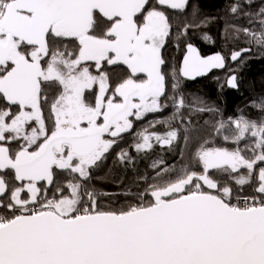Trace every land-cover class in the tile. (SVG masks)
Returning a JSON list of instances; mask_svg holds the SVG:
<instances>
[{"label":"snow or ice","instance_id":"6c2138e0","mask_svg":"<svg viewBox=\"0 0 264 264\" xmlns=\"http://www.w3.org/2000/svg\"><path fill=\"white\" fill-rule=\"evenodd\" d=\"M252 2L230 6L250 25L233 26L249 44L232 53L233 61L252 46L264 49V6L245 11ZM186 4L0 0V173L10 171L19 182L10 185L0 175V196H8L0 200V264H264V167L256 170L264 162V119L241 114L217 121L213 133L234 149L196 139L191 113L209 109L175 95V70L171 120L183 126V138L192 145L187 162L184 149L177 166L153 162V182L142 178L146 186L119 209L101 208L87 184L92 169L132 128L130 117L167 107L161 104L167 84L162 48L172 26L161 9L182 11ZM105 63L126 66L114 89L102 70ZM223 66L219 53L203 57L188 43L178 72L194 79ZM228 84L236 87V77ZM254 106L264 112V99ZM180 134V127L163 135L142 131L135 149H151L153 137L170 146ZM246 138L251 144L241 149ZM117 155L132 162L127 151ZM55 170L74 176L50 197ZM252 184V194L243 195Z\"/></svg>","mask_w":264,"mask_h":264},{"label":"rangeland","instance_id":"374dc122","mask_svg":"<svg viewBox=\"0 0 264 264\" xmlns=\"http://www.w3.org/2000/svg\"><path fill=\"white\" fill-rule=\"evenodd\" d=\"M237 2V0H235V3ZM242 2V0H241ZM264 6V0H253L251 7L248 8V6H245V11H256L258 10L260 7ZM170 17L173 19H177L178 17L180 19L179 22H181V27L183 28V26L185 24H189L191 25L190 28H197L203 24H205L207 22V20H209L211 18H209L208 15H206L204 12L200 11L197 7V3L196 0H188L187 5H186V9L179 11L177 14L173 13L170 15ZM184 40V44L186 42H189L185 35H182V39L181 41ZM191 42V41H190ZM242 49L244 48H248L249 44L248 42H242ZM174 49L172 50V52L169 54L168 52L162 50V58L165 60V64L163 65V71L167 77V84H166V94L165 96L162 98L161 100V104H167V107L163 108V110L156 112V113H146L141 119H136L134 116L130 117V120L132 121V128L129 129L127 132L122 133L121 136L118 138L117 143L109 150L108 153L105 154V157L102 161V163L97 166L94 167L91 171V178L87 181V184L90 188L94 189L96 191V193L98 194V201H99V206L103 209H119L122 206L127 205L128 203L133 202L134 199V194L138 191V190H143V188L146 186L144 183V179H147L148 183H152V179L151 177L154 175V172L151 168V165L153 164V162L155 161H164V164L166 166L172 167V166H177L181 163V149L185 150L186 147V142L183 138V126L182 125H178L175 121H172V114L174 112V108L172 106L173 101L171 99H169L170 97H172L174 95L173 89H172V84H173V76L172 73L175 70L176 72V77H177V82L179 84V92L175 93V95H183L184 99H185V103L186 105L188 104H192L194 99L199 100L202 102V104L200 106H202L205 109H209V111H205V112H193L191 113V123H190V127H192L193 129L197 130V126H204L206 127L209 132H208V136L206 137L207 139H210L212 141V146H218V147H227L229 149H234L236 147L235 144L233 143H226L222 137H217L215 135V133H213V125L217 122V121H227L229 118H226L223 116L222 114V109L220 108L219 105L217 104H208L206 102H204L203 100H201L199 97L197 96H193L191 98L186 97L183 89L184 87V81L182 80L181 76H179V72H178V68L177 65L179 67V62L181 61V56L183 54V49L180 51V46L179 44H176L175 47H173ZM259 48L252 46L251 47V51H247V52H243L241 57H239L236 61H233L231 59V55L234 52V49L230 50L227 54V61L228 64L230 66V64L232 66H236V64L239 63L243 60V56L244 54L246 56H254L255 54H257V50ZM230 53V55H229ZM110 67V70H109ZM113 66H109L106 63L102 66V70L108 74L109 76V82L111 87L114 89L115 85L120 82V80L126 75L124 74L126 71H122L119 68L115 69L116 71L114 73L111 72V70H113ZM92 71L95 73V67L94 65L92 66ZM231 72V71H230ZM229 73H224L223 75L217 74L216 76L211 75V81H214L218 84V86H221L225 83L226 78L230 75ZM118 74V75H117ZM112 93L109 92L108 95H111ZM89 99H92V96L89 95ZM260 101H258L257 103H259ZM4 104L0 103V107H3ZM185 114V116L189 115V110L186 107L185 109L182 110ZM246 112V111H245ZM247 114H249L248 112H246ZM243 114L242 112L239 113V115ZM237 115V116H239ZM244 115V114H243ZM44 116L46 119V122L48 123V126L51 127V120L48 119V109H47V105H45L44 108ZM236 116V117H237ZM246 116V115H244ZM251 116V115H250ZM247 117V116H246ZM254 117V116H252ZM251 120H255L253 118L248 117ZM261 119H264V112H262V117ZM260 120V119H259ZM164 121H169V123H164ZM187 123V122H186ZM32 126L34 125V122L32 123ZM149 127H153L156 128L153 131H150L147 129ZM176 127H180L181 129V134H180V152L179 155L177 157V161L174 163H171L170 165H167V161L169 160L166 157H170L171 155H173V152L177 146V142L178 141H174L172 145L166 146V147H161L159 146V144L155 141V138L153 137V139L150 141L152 143V148L149 151H141L139 153V155L144 158L146 155H148L149 153H152V155L154 156L153 158H151L148 163L145 165V169H141L142 167V162H138L137 164H134V168L132 171H129L128 173L131 174L132 176L134 175V179L130 178L128 179V182L126 181V185H125V191L120 192L119 191H114V192H109V191H105L100 187L96 186V181H94V177H98V180H100L99 182H110L111 180H113V182H117V183H121V176L118 178L113 177V171L114 168L116 167H120L124 170L125 166L128 167H132V164L129 162H122L119 158H118V153H120L122 150L126 151L129 149V144L135 140L134 145L137 143L138 138H139V133H141L142 131H146V132H155L157 134L163 135L165 134L168 130L166 129H171V128H176ZM196 134V133H195ZM201 132H198L194 137L196 139H199L201 137ZM211 134V135H210ZM251 144V140L246 138L244 141H242L239 145V147L241 149H244L246 147V145ZM13 149H15L17 147L16 144L12 145ZM192 150V145H190V150L188 151L187 154H185V162H187V157L190 156ZM246 155L248 153H245ZM121 163V164H120ZM140 167V168H139ZM259 167H264V162H258L256 165V170L258 171ZM117 169V168H116ZM141 169V170H140ZM124 173V172H123ZM0 175H4L6 178L9 179V184H17L19 182H14L12 181L10 178L12 176V173L10 171L6 172V173H0ZM74 174L70 173V172H66V171H61V170H56L55 172V181L53 183V185L48 188V195L51 197V195L53 194V192H55L56 187L59 185L61 187H64L66 185V182L68 180L73 179ZM213 176L215 177V173H213ZM144 178V179H142ZM223 179L227 180V177H223ZM125 181V178H124ZM235 187V186H234ZM255 187V184L252 185H248L245 186L243 188V192L244 194H248V193H252L253 192V188ZM133 190V191H132ZM65 191L67 192V189L65 188ZM112 196V197H118L117 199L115 198L113 201L111 200L112 197H108V196ZM236 195V191L234 190L233 196ZM22 196L24 198L27 197V193H23ZM8 196L5 195L3 198H0V200H7ZM113 203H117L118 206L117 207H113L112 204Z\"/></svg>","mask_w":264,"mask_h":264},{"label":"trees","instance_id":"16d2710c","mask_svg":"<svg viewBox=\"0 0 264 264\" xmlns=\"http://www.w3.org/2000/svg\"><path fill=\"white\" fill-rule=\"evenodd\" d=\"M151 2L152 1H150V3ZM153 2L155 4L156 0H153ZM196 3L198 9L208 15L209 18L211 16V18L207 20L205 24L197 28L189 27L185 35L189 42L184 44V40L181 41L182 35L179 34L180 30L182 29L181 22H179L176 18L172 20V18L169 16L172 26L171 35L167 39L162 50L163 52L166 51L170 54L174 49L173 47H175L176 44H179L180 51L182 49L184 50L180 59L181 61L179 62L180 67L182 64V58L186 53V45L191 43L192 45L196 46L198 52L202 56L212 53H219L224 57V66L221 69H214L213 72L211 71L208 73V75L206 74L204 77H201L197 80H190L186 79L185 77H181L184 81L185 88L183 91L186 97L191 98L193 96H197L208 104L219 105L222 109L223 116L226 118L236 117L240 112H242L247 117L253 118L255 120L261 119L262 112L256 108L254 104L264 99V49L259 48L257 50V54L254 56L248 57L244 54V61H241L240 63L238 61L236 66H232L231 64L229 66L226 57V54L230 50H241L243 47L242 42H247L243 34L236 35L233 31V26L249 27L250 25L247 18L243 15H234L230 12V6L235 3V0H196ZM112 66L114 67L113 70H111L112 73H114L116 71L115 69L118 68L122 71L125 70L126 72L124 74L127 73L126 66L122 64H116ZM179 67L177 65L178 69ZM229 72L230 74L236 75L238 84L236 89L228 88L225 83L221 86H218L216 82L211 81V75L214 74V76H216L219 74L220 76ZM245 111L249 114H247ZM147 129L150 132L156 128L149 127ZM198 132H201V136L206 138L208 136L209 130L204 126H197V130L193 135L195 136ZM180 139L181 137L178 139L173 155L166 157L169 159L167 161V165L177 161V157L180 152ZM134 143L135 140L129 144V149L126 150L128 152L129 158L132 161V167L125 166V169L123 170L120 166L119 168L116 167L117 169L114 168L113 171V177L118 178L121 176V183L113 182V180L110 182H99L100 180H98V177H94L97 187L109 192L119 191L120 189V192H124L126 181L128 182V179L130 178L134 179V175L132 176L128 173L129 171L133 170L135 166L134 164L142 162L141 169H145V165L151 158H153V155L152 153H149L144 158H142L139 155L140 152L136 151ZM190 145L191 143L186 144L185 154H187L190 150ZM149 150L150 149H145V151ZM213 173L215 172L213 171ZM242 194L250 195L252 193ZM108 197L112 196L109 195ZM115 198L116 197H112L111 200L113 201ZM233 199H235V196H233ZM112 206L117 207L118 204L113 203Z\"/></svg>","mask_w":264,"mask_h":264},{"label":"water","instance_id":"95a60500","mask_svg":"<svg viewBox=\"0 0 264 264\" xmlns=\"http://www.w3.org/2000/svg\"><path fill=\"white\" fill-rule=\"evenodd\" d=\"M194 46V45H193ZM194 47H196V46H194ZM197 49V48H196ZM198 50V49H197ZM186 54V53H185ZM216 54H218V53H212V54H208V55H206V56H203V57H209V56H213V55H216ZM202 56V55H201ZM214 69H221V68H214ZM210 71H208L207 73H205L204 75H206V74H208ZM204 75H202V76H204ZM202 76H198V77H195L194 79H196V78H200V77H202ZM232 76H235L236 77V75L235 74H230L227 78H226V80H225V84H226V86L228 87V88H231V89H236L237 87H238V84H237V78H236V87H232V86H230L229 84H228V79L230 78V77H232ZM159 146H161L160 144H159ZM166 146H169V145H164V146H161V147H166Z\"/></svg>","mask_w":264,"mask_h":264},{"label":"flooded vegetation","instance_id":"af4514ba","mask_svg":"<svg viewBox=\"0 0 264 264\" xmlns=\"http://www.w3.org/2000/svg\"><path fill=\"white\" fill-rule=\"evenodd\" d=\"M150 1H152L151 3H150ZM187 2H188V0H187ZM151 5H154V2H153V0H149V6H151ZM187 5V4H186ZM157 7H159L158 5H157ZM161 10H163V11H165L166 12V14L168 15V17L171 15V14H173V13H178L179 11H181V10H169V9H167V8H163V9H161ZM178 20L180 21V19H179V17H178ZM181 28V27H180ZM179 28V29H180ZM178 29V30H179ZM206 56V55H205ZM184 57V56H183ZM182 61H183V58H182ZM213 72L214 71V68L213 69H211L210 70V72ZM208 75V74H207ZM205 76V75H204ZM204 76H202V77H204ZM201 78V77H200ZM200 78H196V79H190V80H197V79H200ZM186 79H188V78H186ZM170 147V146H169ZM145 151V150H144ZM154 157V156H153ZM3 196H0V198H2Z\"/></svg>","mask_w":264,"mask_h":264}]
</instances>
